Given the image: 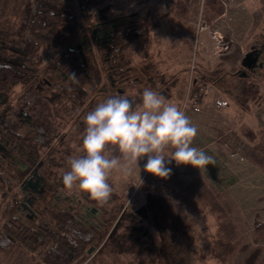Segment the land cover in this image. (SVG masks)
Returning <instances> with one entry per match:
<instances>
[{"label":"trees","instance_id":"obj_1","mask_svg":"<svg viewBox=\"0 0 264 264\" xmlns=\"http://www.w3.org/2000/svg\"><path fill=\"white\" fill-rule=\"evenodd\" d=\"M87 4L96 24H112L111 37L105 45L98 43L103 68L80 48L95 25L89 24L87 31L76 26L83 10L81 0H27L20 27L0 31V135L7 145L2 142L0 163H6L21 184L15 189L8 174L0 169V250L12 253L23 249L38 255L39 264H119L124 257H131V264H192L193 256L204 258L205 253L201 256L192 248L191 224L162 195L148 192L146 203L139 208L129 206L115 193L104 204L83 193L81 202H72L67 196L60 198L70 191L62 184L64 171L60 176L55 174L54 180L50 175L38 192H27L26 183L43 166L41 159L59 136L53 119L59 108L64 107L76 118L102 90L111 91L110 97L125 95L123 86L133 88L132 76L138 65L157 70L151 47L152 34L160 21L152 11L115 15L107 0H87ZM80 35L84 40L78 42ZM46 37L55 42L53 53L42 49ZM92 37L96 40L93 32ZM137 58L139 63L135 62ZM222 72L216 69L204 73L202 82L214 81ZM105 75L110 80H105ZM183 78L176 77L171 83L177 86L176 97L180 100L185 99L188 87ZM201 88L203 84L194 92L200 104L206 96L199 92ZM141 92L142 88L125 96L135 105L140 102ZM158 93L167 100L173 97L164 90ZM229 97L235 102L256 101L261 97L260 88L242 74ZM12 98L16 100L14 106ZM8 112L14 117L10 127L4 124ZM25 128L33 132L32 138L21 136ZM11 144L13 152L7 157ZM259 148L264 165V143ZM41 177L37 173L36 178ZM263 227L258 223V228ZM91 248L95 252L89 254ZM235 248L227 236L221 235L207 247L219 264H233ZM257 255L250 254L244 264H256Z\"/></svg>","mask_w":264,"mask_h":264},{"label":"rangeland","instance_id":"obj_2","mask_svg":"<svg viewBox=\"0 0 264 264\" xmlns=\"http://www.w3.org/2000/svg\"><path fill=\"white\" fill-rule=\"evenodd\" d=\"M107 1L113 6L112 13L115 15L124 12L144 15L152 11L160 21L159 28L152 34L151 47L157 70L138 65V71L132 76L133 88L123 86L125 95L135 94L140 88L142 91L151 88L172 94L173 97L168 101L184 111L198 129L191 146L203 150L215 161L201 169L177 165L173 161L168 165L172 169L170 178L162 180L142 171L147 160L144 157L139 161L140 178L135 171L127 177L117 171L110 174L108 182L113 188L112 193L135 208L146 203L148 192L168 198L181 217L192 226V248L199 251L201 256L205 253L204 258L193 256L192 264H219L211 258L207 247L220 235L227 236L236 247L232 256L233 264H244L254 252H258L256 264H264V227L258 228V223L264 224V165L259 159V146L264 143V0ZM81 2L83 10L76 26L87 31L89 24L96 23L92 10L87 8V0ZM10 7L11 11H5L7 8L2 6L1 24H8L9 21L12 28L17 29L21 23L20 3H12ZM88 35L80 48L88 59L95 58L100 68H103L102 53L98 47L101 43L93 39L92 32H88ZM82 39L80 35L77 41ZM43 41L46 45L42 49L53 53L54 40L46 37ZM251 50L259 51V61L254 68L248 69L242 65V61ZM138 59L136 63H139ZM216 69H222L223 72L214 81L203 80L207 83L204 84L203 74ZM242 74L259 86L261 97L258 100L245 103L239 99L235 102L229 97L237 85V78ZM176 77H186L188 87L184 100L176 97L177 86L171 85ZM104 79L110 80L106 75ZM200 84L208 89V93L199 103L200 111L197 112L190 105L192 99L189 97L195 94ZM20 91L18 87L16 92ZM110 93L109 90H102L93 96L91 104L76 118L70 116L64 107L58 109L53 119L54 125L59 127V136L41 159L43 166L36 170L44 177V180L40 178L41 182L36 186L38 190L51 178L50 175L53 174L54 180L57 178L55 174L60 176L68 170L69 157L83 155L80 149L81 134L85 129L84 116L97 103L110 97ZM12 100L14 106L16 100ZM217 101H227L228 105L218 107ZM239 103H244V106ZM13 118L8 112L4 124L12 126ZM21 136L32 138L33 132L25 128ZM3 139L1 137L0 145L7 146ZM10 152H13L12 144L7 150V157H10ZM113 154L120 155L118 150ZM0 169L8 174L9 180L18 189L21 184L16 173L6 163H0ZM29 181L37 182L36 176H32ZM31 190L32 187L27 189L30 195ZM80 194L74 188L69 193L61 194L60 198L67 196L72 202H81ZM10 196L9 192L7 197ZM2 200L3 195H0V204ZM132 261L131 257H124L119 264H131ZM39 262L38 255L27 254L23 249H15L12 253L0 250V264Z\"/></svg>","mask_w":264,"mask_h":264},{"label":"clouds","instance_id":"obj_3","mask_svg":"<svg viewBox=\"0 0 264 264\" xmlns=\"http://www.w3.org/2000/svg\"><path fill=\"white\" fill-rule=\"evenodd\" d=\"M71 78L78 82L75 74ZM84 124L83 155L69 157L62 184L100 204L113 192L110 174L117 171L127 177L135 171L140 178L139 161L144 157L142 171L162 180L170 178L168 165L173 161L198 169L215 163L206 152L191 146L198 129L185 112L151 88H144L135 105L125 95L102 100L87 112ZM117 150L120 155L113 154Z\"/></svg>","mask_w":264,"mask_h":264},{"label":"flooded vegetation","instance_id":"obj_4","mask_svg":"<svg viewBox=\"0 0 264 264\" xmlns=\"http://www.w3.org/2000/svg\"><path fill=\"white\" fill-rule=\"evenodd\" d=\"M20 3V10H21V21L25 20L23 19V13L25 12V7L27 5V0H0V10L2 8V6H4L5 8H7L5 11L9 10L11 11V7L10 5H12V3ZM1 18L2 15H0V31L4 30V31H11L12 29V24H9V21H7L8 24H1ZM108 24H96L94 25L92 32L96 38L97 42H100L101 44L104 43L111 37L112 34V24H110L109 26H107ZM106 32H111L110 34H104L102 35V33H106ZM251 52L253 53V57L257 59V62L259 61V51L258 50H251ZM257 65V64H256Z\"/></svg>","mask_w":264,"mask_h":264},{"label":"water","instance_id":"obj_5","mask_svg":"<svg viewBox=\"0 0 264 264\" xmlns=\"http://www.w3.org/2000/svg\"><path fill=\"white\" fill-rule=\"evenodd\" d=\"M111 32H106V33H102V35L104 34H110ZM253 53L254 52H250L248 54H246V56L244 57L243 61H242V65L248 69H252L256 66V62H257V59L253 57ZM3 147L0 145V149H2ZM35 176H37V172L34 173ZM38 183H39V179H37V182H33V181H28L26 183V186L25 187H32V189H35L37 192L39 191L36 186H38ZM93 251V248H91L89 250V253H92Z\"/></svg>","mask_w":264,"mask_h":264},{"label":"built area","instance_id":"obj_6","mask_svg":"<svg viewBox=\"0 0 264 264\" xmlns=\"http://www.w3.org/2000/svg\"><path fill=\"white\" fill-rule=\"evenodd\" d=\"M200 93H203V94H207L208 93V89L207 88H201L199 90ZM189 99H192V103L190 105L193 106V109L197 112L200 111V107H199V102H198V94H192L191 97H189ZM188 101V97L186 99V102ZM217 105L218 107H225L228 105V102L227 101H217Z\"/></svg>","mask_w":264,"mask_h":264}]
</instances>
